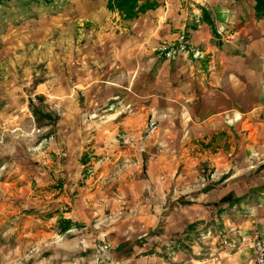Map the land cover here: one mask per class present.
<instances>
[{
	"label": "crops",
	"instance_id": "1",
	"mask_svg": "<svg viewBox=\"0 0 264 264\" xmlns=\"http://www.w3.org/2000/svg\"><path fill=\"white\" fill-rule=\"evenodd\" d=\"M83 1L86 10H109V0ZM156 1L134 20L110 12L117 24L109 41L87 47V60L104 64L85 91L90 109L57 113L70 126L57 122L48 137L60 140L54 152L66 182L79 183L85 163L94 165L95 191L108 190V178L140 179L146 169L172 212L161 233L241 234L244 247L229 255L219 247L217 264H255L251 234H264V8L256 0ZM186 30L190 54L158 51L161 43L174 49ZM203 163L211 169L201 186ZM172 183L183 185L179 195L169 194ZM192 223L201 226L188 230Z\"/></svg>",
	"mask_w": 264,
	"mask_h": 264
},
{
	"label": "rangeland",
	"instance_id": "2",
	"mask_svg": "<svg viewBox=\"0 0 264 264\" xmlns=\"http://www.w3.org/2000/svg\"><path fill=\"white\" fill-rule=\"evenodd\" d=\"M103 6L86 10L83 0H0V264H217L218 248L235 254L244 237L219 239L200 231L167 238L161 220L172 212L159 201L157 182L146 169L140 179L108 178L109 189L95 191L94 165L85 163L82 180L66 182L63 161L54 152L60 140L48 136L57 122L70 126L57 113L72 117L90 109L85 91L104 64L103 57L87 60V47L102 49L117 24L110 13L117 10L107 3V13ZM94 13L102 21L93 20ZM183 41L189 48L188 30L174 51L162 43L158 51L172 56L169 50L179 53ZM155 125L148 119L147 127ZM208 169L205 163L202 171L199 167L201 186ZM182 189L172 183L169 194ZM69 218L74 227L66 232L58 224Z\"/></svg>",
	"mask_w": 264,
	"mask_h": 264
},
{
	"label": "trees",
	"instance_id": "3",
	"mask_svg": "<svg viewBox=\"0 0 264 264\" xmlns=\"http://www.w3.org/2000/svg\"><path fill=\"white\" fill-rule=\"evenodd\" d=\"M157 4L156 0H109L108 6L110 9L117 10L123 15L125 18H135L139 16L140 13L145 12L146 10L154 7ZM257 8L262 10L264 8V0H256ZM61 229L67 230L71 226V221L69 220H61L59 222ZM196 223H192L189 225V228H193L196 226ZM188 228V229H189Z\"/></svg>",
	"mask_w": 264,
	"mask_h": 264
},
{
	"label": "built area",
	"instance_id": "4",
	"mask_svg": "<svg viewBox=\"0 0 264 264\" xmlns=\"http://www.w3.org/2000/svg\"><path fill=\"white\" fill-rule=\"evenodd\" d=\"M186 42L183 41L180 43V45L182 46V48L180 49V52L184 53H191V50L189 48H186ZM173 49V48H172ZM175 49H173L174 51ZM173 53V55H175L177 52H172L169 50V54ZM198 53V54H197ZM196 54L193 53L192 55L194 57H200V53L197 52ZM171 56V55H170ZM251 241H252V248L254 251V262L255 264H264V234L254 231V233L251 234Z\"/></svg>",
	"mask_w": 264,
	"mask_h": 264
}]
</instances>
